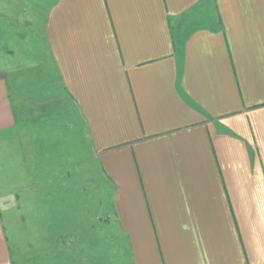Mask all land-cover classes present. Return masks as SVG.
<instances>
[{"label": "crops", "instance_id": "obj_1", "mask_svg": "<svg viewBox=\"0 0 264 264\" xmlns=\"http://www.w3.org/2000/svg\"><path fill=\"white\" fill-rule=\"evenodd\" d=\"M41 37L0 47V264L17 227L53 251L52 198L11 188L74 186L76 150L130 264H264V0H50Z\"/></svg>", "mask_w": 264, "mask_h": 264}, {"label": "rangeland", "instance_id": "obj_2", "mask_svg": "<svg viewBox=\"0 0 264 264\" xmlns=\"http://www.w3.org/2000/svg\"><path fill=\"white\" fill-rule=\"evenodd\" d=\"M49 3L50 0H0V47L14 50L12 66L18 68L21 60L22 67L40 54L43 15ZM24 37L25 40L20 41ZM39 68L47 69L44 65ZM50 95L53 98V94ZM58 115L63 124L66 111H61V104ZM66 124L68 126L69 122ZM77 152H74V162L69 168L74 186L65 185L63 178L68 174L65 169L60 172L65 173L62 179L53 178L49 184L37 180L33 174L31 181H23L21 187L11 188L13 195L21 194L36 200L28 203L31 210L27 211L32 217L38 198H52L49 208L56 230L53 238L56 245L47 254L34 249L36 236L30 233L32 228L29 233L25 226L14 228L13 235L7 230L11 248L23 250L17 251L20 254L14 264H130L126 242L118 235L113 219L104 208L105 185L94 176L93 166L89 169L87 155ZM18 223L21 221L17 220Z\"/></svg>", "mask_w": 264, "mask_h": 264}]
</instances>
